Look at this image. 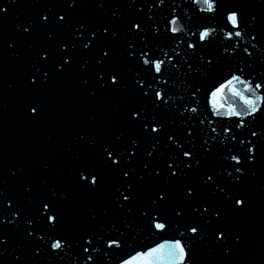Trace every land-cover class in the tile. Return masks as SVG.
<instances>
[{
	"label": "water",
	"instance_id": "95a60500",
	"mask_svg": "<svg viewBox=\"0 0 264 264\" xmlns=\"http://www.w3.org/2000/svg\"><path fill=\"white\" fill-rule=\"evenodd\" d=\"M58 3L59 0H16L13 4L11 0H0V7L6 9V14H0V191L14 205L12 209H4L6 217H0L4 218V224L0 225V239L5 240L4 245L0 246V249L5 250L0 264H16V256L21 257L22 264H83L79 255V237L85 233L95 236L96 247L102 246L101 236H119L122 240L121 248L116 249L118 255L104 257L102 252H91L96 258V264H120L121 259H127L136 252L147 251L165 241L175 240H181L186 249L191 248L192 256L190 254L189 259L192 260H186V264H264V193L260 191V186L264 185V142H260V163L249 166L248 174L241 184L234 185L229 180L227 173L232 168L226 167L231 163L226 159L231 154L229 149L242 154V146L231 140L232 134L251 138L250 130L254 128L259 132L264 127V120L237 129L234 125L241 121L218 118L212 114L209 105L210 91L232 74L241 75L246 80L255 77L256 81L264 76V0H220V15L215 17L202 12L201 9L206 6L202 3L197 5L192 0H165L159 7H155V0H144V3L137 0V4L131 8L130 0H107L103 9L97 7V0H84L85 6L71 14L72 23L87 22L91 25L105 22L119 33L115 42L108 43L113 48L110 56L124 78L127 92L99 90L94 80V73L99 70L95 64L98 54L95 50L91 54H83L79 49L73 53L74 63L67 73L62 76L53 74L48 85L43 88L28 89L25 87V77L29 74L32 60L38 59L36 53L50 50L51 60L47 67L55 73L54 62L58 59L60 38L64 42L72 39L69 28L49 41L47 33L54 29L39 25L38 13L48 9L63 10ZM232 6L241 7L246 20L252 16L257 17L251 31L259 34V43L251 41L247 36L232 41L223 39L221 25L225 21L221 16L226 7ZM140 8L143 11H139ZM113 11L117 14L115 19L112 17ZM173 15L178 21L174 25L179 30L176 36H172L167 23ZM133 19L143 24L142 35L148 39L146 50L149 56L165 61L162 77L156 78L154 82L155 73L143 71L142 65L134 60L129 61L124 54L128 41L135 44L137 57L140 55L139 50L145 47L141 37L127 31V24ZM33 21L37 25L35 31L29 29L33 33L31 36H23L22 28L17 31L18 25ZM204 26L214 27L217 32L213 34L211 43L199 46L193 52L187 48V44L194 42L199 45L198 33ZM9 43L13 44L11 49L8 48ZM229 44L232 47L224 52V47ZM252 44H257V47L253 49ZM244 47L253 53L252 57L242 52ZM200 57L205 58L203 63ZM208 59L213 60L211 68L207 66ZM84 60H91V63L88 71L82 72L80 65ZM188 63L193 66L191 70ZM249 63L252 67L247 66ZM241 67L244 68L243 74L238 71ZM83 79H90L89 87L97 90L95 97L90 96L83 87ZM136 79L144 80L145 90L149 93L147 99L137 94L134 83ZM256 81H253V87ZM237 87L243 89V85ZM196 88L200 91L193 97ZM157 90L168 100V105H161L159 109L151 104V97ZM258 95L264 97V91ZM30 102L39 103L43 107V118L39 122L23 118V108ZM223 103L241 112L245 110L239 98L233 97L227 90ZM128 105L147 107L149 118L155 116L163 122L164 132L160 136L159 154H153L156 155L155 159L146 156L152 140L146 134H141L138 127L131 129L124 122L123 114ZM191 107H197L198 111H185ZM261 107L264 108V104ZM182 112L183 116L180 115ZM89 116L94 119L90 121ZM251 120L252 117H245V122ZM226 127L232 130L225 133ZM188 131L193 133L191 137ZM114 132L123 133L125 143L132 136L138 139L139 152L133 161L138 172L144 163H149L150 167L158 166L162 173L159 178L145 177L144 181H133L135 191L131 212L127 207L120 209L114 205L117 177L110 173H105V183L96 193L81 189L77 182V172L96 163V158L85 144L75 140L76 135L87 133L86 139H96L99 144L113 138ZM169 133L192 149L201 161L191 171L185 168L187 176L180 177L175 183L167 182L168 170L164 165L165 160L177 159L178 149L170 148L171 145L168 146L166 141ZM205 147L210 150L205 152ZM252 171L256 172L255 176L251 175ZM13 172L16 175H12ZM204 173H213L217 184L223 185L229 195H245L249 200L248 209L234 214L230 200L225 202L220 194L213 196L215 187L208 188L202 184ZM189 184L197 189V196L191 201H185L183 187ZM26 186L31 187L30 192L25 191ZM53 189L57 193L66 194L67 199H54ZM159 190L167 191L170 198L166 197L165 202L154 206L151 201L154 193ZM44 199L52 201L54 210L61 215L60 224L53 235L67 236L69 242H73V248L63 260L49 252L44 240L22 239L20 234L26 227L24 222L18 229L8 226L10 213L15 210V206L22 207L25 220L29 217L37 219V209ZM202 204L220 209L224 213V220L211 225L202 220L199 213L193 211V206H197L199 211L198 205ZM142 209L149 213H159L161 222L167 223L166 229L158 232L152 228L149 216L141 214ZM180 209L183 212L177 216L176 211ZM92 216H95V220ZM189 224L201 226L203 240L190 238V233L186 231ZM224 226L229 228L227 247L232 246V237L236 233L244 237L243 245L228 256L215 246V242H211V238L214 240V236L211 237L212 231ZM36 227L38 235L43 234L46 239H51L42 221ZM181 233L184 235L181 236ZM34 248L41 249L40 255H34Z\"/></svg>",
	"mask_w": 264,
	"mask_h": 264
},
{
	"label": "snow or ice",
	"instance_id": "6c2138e0",
	"mask_svg": "<svg viewBox=\"0 0 264 264\" xmlns=\"http://www.w3.org/2000/svg\"><path fill=\"white\" fill-rule=\"evenodd\" d=\"M13 4L16 3V0H11ZM107 0H97V7L103 9L105 7ZM165 0H155V7L163 5ZM193 3L199 5L203 4L206 7L201 9L202 12H206L210 16L220 15V0H192ZM141 3H144V0H141ZM137 4V0H130L129 8ZM62 6L63 10L53 11L48 9L47 11H42L38 13L39 25L44 26L45 28L51 26L54 30L47 33V39L49 41L53 40L54 36L60 32H64L66 29H71L72 39L71 41L64 42L63 38L58 44L59 53L58 59L54 62L55 73L52 72V69L47 67L48 62L51 60L49 55L50 50H41L37 52L36 55L38 59H33L30 63L29 74L25 77V87L28 89L43 88L48 85L50 78L53 74L57 76H62L67 73L73 63V53L79 49L81 53L91 54L94 50L98 54L95 59V64L99 67L98 71L94 73V80L98 89L105 92L111 93H126L127 88L124 86V78L118 68L115 65L112 56L110 53H113V48L108 42H115L119 33L109 24L105 22L97 24H89L87 22H82L78 24L72 23V15L78 9L85 6L84 0H59L57 4ZM139 11H143V8H140ZM175 12V8L172 9V13ZM0 14H6V9L0 7ZM117 16L116 12H112V17L115 19ZM66 17L68 19L66 20ZM151 19V17H149ZM221 19L225 21L221 25V31L224 33L223 39L227 41H232L234 38L239 40L245 36L250 37L251 41H259L257 37L258 33L251 31L254 27L257 17L252 16L250 20H246L244 13L239 6L226 7L223 11ZM177 18L173 15L169 21V31L172 33V36H176L178 29L174 27L177 24ZM37 22L33 21L31 23H26V25H18L17 31L19 32L22 28V35L25 37L31 36L33 33L29 29L35 31ZM127 31L134 36L141 37L142 43L145 47H142L139 50V57L136 55L135 44L132 41L126 42V47L124 48V54L129 61H135L137 64L142 65V70L147 71L149 74L155 73L153 82L158 77H162L163 74V65L165 64L164 60L155 58L154 56L150 57L146 46L148 44V39L146 36H143L144 27L141 21L139 20H130L127 24ZM158 31V30H157ZM217 32V29L211 26H204L203 30L199 31L198 39L199 45L194 42H189L187 48L196 51L199 46H204L212 42L214 39L213 34ZM264 46V45H262ZM13 47L12 43L8 44V48ZM232 47L231 44L224 47V52H228V49ZM251 47L255 49L257 44H252ZM233 51H236L233 48ZM242 52L246 54L249 58L253 56V53L249 51L247 47L242 49ZM187 54V53H186ZM179 56V53H177ZM204 57H200L201 62H204ZM71 62V63H70ZM171 61H169L170 63ZM91 60H84L80 69L82 72L88 71L89 64ZM187 63V61H186ZM213 64L212 59L207 60V66L211 68ZM176 67V65H172ZM248 67H252L249 63ZM192 65L188 63L189 70L192 69ZM238 71L243 74L244 68L241 67ZM255 77L251 79H243L241 75L232 74L230 78L226 79L224 83L218 84L214 87L209 93V105L212 109V114L216 117H226L230 120L235 119L241 121V123L235 124V128L244 129L246 124H255L259 120H264V115H262L261 104H264V97L258 95L259 92L264 91V76H262L258 81ZM137 86V94L148 98L149 93L145 90V82L143 79H136L134 81ZM83 87L87 90L88 94L92 97L97 95V90L89 87L90 79L82 80ZM237 85H243V89L237 87ZM151 87V82L149 83ZM227 90L233 97H238L239 100L244 105V111H238L232 105H227L223 103L224 93ZM200 89L196 88L193 91V97H195L196 92H199ZM250 93V95H245ZM160 103H157V102ZM151 104L159 109L161 105L167 106L168 100L165 98L164 94L161 91H154L153 96L151 97ZM2 107V106H0ZM185 111H191L196 113L198 111L197 107H191ZM181 116L184 113H180ZM245 117H252L251 121L245 122ZM23 118L31 122H39L43 118V107L39 103H27L23 108ZM93 116H89V120H93ZM123 120L126 123L127 127L134 129L139 128L141 134H146L151 140L152 145L151 149L146 152V156L149 159H155L156 155L159 154L158 145L160 142L161 133L164 132L163 122L158 121L155 116L149 118V113L147 107L144 106H133L128 105L126 111L123 114ZM203 123V121H201ZM231 127H226L224 129L225 133L230 132ZM213 132L216 131L215 128L212 129ZM193 133L188 131V136L191 137ZM88 136L87 133H78L75 137L77 142L85 144L87 150L92 152L96 158V163L84 167L77 172V182L81 189L86 190L90 193L98 192L105 183V173H110L112 176L117 177L115 184V197L113 203L117 208L123 209L128 208V211L131 212V203L133 199V192L135 191L133 181L138 179L139 181H144L145 177L148 178H159L161 176V171L159 167H150L149 163H144L142 165V170L138 172L137 168L134 166V159L138 156V149L140 147L138 139L135 136H132L128 139L127 143L124 142V134L120 132H114L112 134L113 138L105 140L103 143L97 142L96 139L90 138L86 139ZM250 137L247 138L243 135L232 134L231 140L238 143L242 146V154L240 152H229L231 153L226 159L230 160L231 163L226 165V167H231L232 171L227 173L229 180L234 185H239L243 182L244 178L248 174V168L254 163H260V157L258 153L261 150V143L264 142V127L258 132L252 128L250 130ZM254 138V139H252ZM47 139H51L48 137ZM166 141L171 145L170 148L174 150L178 149L176 152L177 159L165 160L164 165L168 170L167 182L175 183L180 179V177H186L187 172L185 168L189 171L193 170L195 167H198L201 163L197 159L194 151L190 148H187L183 143L179 142L178 138L174 139V135L169 133L166 137ZM194 144V142H193ZM207 144V141H205ZM98 145V147H97ZM71 151V148L68 149ZM205 152H208L210 149L205 147ZM156 153L155 156L153 154ZM79 159V157H77ZM177 160L179 163H177ZM175 165V169L173 168ZM183 165L184 167H181ZM12 175H16L15 172ZM251 175L255 176L256 172L252 171ZM202 184L205 187L212 188L215 187V192L212 193L213 196L217 194L221 195V198L227 201H231L230 208L234 214H240L246 211L249 207V200L245 195L235 194L229 195L225 190L223 185H218L215 175L213 173H204ZM26 192L31 191L30 186L25 187ZM261 193H264V185L260 186ZM127 193V194H125ZM53 198H59L61 201L67 199L66 194H60L52 190ZM197 196V189L189 184L183 187V199L185 201H191ZM169 196L167 191L159 190L154 193L152 198V204L158 206L165 202V198ZM14 207L13 203L8 202V199L5 197L3 191H0V217H6L4 209H12ZM199 211H197V206H193V211L198 212L201 219L207 221L209 225L219 224L224 220V213L218 208H212L207 204L198 205ZM183 212L182 209L176 211L177 216H181ZM141 214L149 216L150 226L156 231H164L167 227L166 222H161L158 218L159 213H149L146 210H141ZM11 219L8 221V226L13 229H18L20 224L24 222L26 227L23 232L20 234L22 239L32 240L39 239L45 241V247L49 250L54 256H59L61 260L64 259V256L69 254V251L73 248V242H69L67 236H56L53 233L56 231L58 225L61 221V215L58 211L54 210V205L52 201L44 199L41 200L39 208L37 209V219L29 217L25 220L23 209L21 206H15V210L10 213ZM95 220V216L91 217ZM43 222V225L48 228L47 235L51 239H46L45 235L37 234V225L40 222ZM4 224V218H0V225ZM127 227V226H126ZM31 229V230H29ZM186 231L190 233V238L195 240L201 236V226L199 224H189ZM33 233H36L33 236ZM121 236L123 233L120 234ZM184 233H181L183 236ZM214 236V240L211 238V242H215L217 248H221L225 256L233 254L234 250L239 249L244 243V237L240 233H236L232 237V246L227 247L226 243L229 239V228L216 227L212 233L211 237ZM102 246L96 247V238L94 235H89L85 233L79 237V248H80V259L83 260V264H96V258L91 254V252H102L104 257H112L118 255L116 249H120L122 246V240L119 236H101ZM216 242H219L217 244ZM5 243L4 239H0V246H3ZM91 249V251H89ZM111 250V251H108ZM212 248L209 247V251ZM3 249H0V258L4 256ZM34 255H40L41 249L34 248ZM87 253V256L84 254ZM192 256L191 248L186 249L185 244L181 240H175L172 242L165 241L164 243L158 244L155 247L149 248L147 251L136 252L135 255L130 256L127 259H121L120 264H186L187 261H191L189 256ZM16 264H22L21 257H15Z\"/></svg>",
	"mask_w": 264,
	"mask_h": 264
}]
</instances>
